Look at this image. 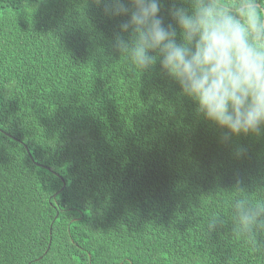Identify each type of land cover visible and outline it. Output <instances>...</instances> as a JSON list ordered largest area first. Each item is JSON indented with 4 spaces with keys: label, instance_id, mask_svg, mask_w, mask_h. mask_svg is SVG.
I'll return each mask as SVG.
<instances>
[{
    "label": "trees",
    "instance_id": "trees-1",
    "mask_svg": "<svg viewBox=\"0 0 264 264\" xmlns=\"http://www.w3.org/2000/svg\"><path fill=\"white\" fill-rule=\"evenodd\" d=\"M123 19L0 0V264H264L236 210L264 201V134L221 143L159 63L112 48Z\"/></svg>",
    "mask_w": 264,
    "mask_h": 264
},
{
    "label": "clouds",
    "instance_id": "clouds-1",
    "mask_svg": "<svg viewBox=\"0 0 264 264\" xmlns=\"http://www.w3.org/2000/svg\"><path fill=\"white\" fill-rule=\"evenodd\" d=\"M106 17L125 18L112 48L133 70L159 63L204 120L234 136L264 134V0H94ZM239 148L236 155L243 156ZM243 230L264 228V201H238Z\"/></svg>",
    "mask_w": 264,
    "mask_h": 264
}]
</instances>
